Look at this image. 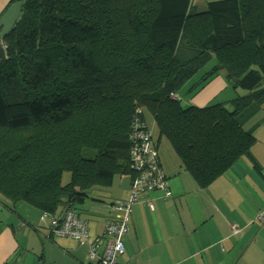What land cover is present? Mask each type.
Masks as SVG:
<instances>
[{
  "label": "trees",
  "instance_id": "trees-1",
  "mask_svg": "<svg viewBox=\"0 0 264 264\" xmlns=\"http://www.w3.org/2000/svg\"><path fill=\"white\" fill-rule=\"evenodd\" d=\"M17 1L0 43V195L12 205L75 212L92 187L132 179L138 109L200 188L250 157L256 126L243 124L264 112V0L208 1L204 12L192 0ZM211 60L187 92L220 67L237 95L184 108L177 93Z\"/></svg>",
  "mask_w": 264,
  "mask_h": 264
},
{
  "label": "crops",
  "instance_id": "crops-1",
  "mask_svg": "<svg viewBox=\"0 0 264 264\" xmlns=\"http://www.w3.org/2000/svg\"><path fill=\"white\" fill-rule=\"evenodd\" d=\"M11 2L0 0V17ZM207 2L192 0L191 4L197 12H204ZM199 78L195 80L193 77L195 82L191 86ZM185 86L184 89H189V86ZM195 89L197 92L191 98L181 99V105L202 108L228 102L237 95V90L230 87L226 72L220 67L207 82L197 85ZM177 95L180 97L179 93ZM221 96L223 99H220ZM254 117L255 121L250 123ZM144 119L153 136L155 127L151 115L144 114ZM254 126L255 143L250 157L237 160L205 189L200 188L192 176L184 171L176 155L169 150L162 151L165 156L157 149L170 196L164 198L161 191L150 192L133 206L130 229L122 237L124 252L118 256L117 264L247 263L251 250L248 248L251 244L249 239L252 237L254 240L264 232V220L258 219L260 214H264L263 111L246 121L243 129L249 130ZM155 133L156 139L153 141L158 147L161 138L156 130ZM130 183V174H116L109 185L92 187L88 191L89 198L76 207L75 214L88 223L91 240L102 236L106 223L115 215L113 205L127 199ZM146 201L152 203L153 210L147 208ZM52 217L59 220L62 214L57 211L54 215L46 216L25 203L12 205L0 195V264H21L23 253L30 247L26 240L33 235L37 237L36 231L51 242L47 243L49 246L71 261L61 264H90L89 258L87 260L73 250L71 244L77 242L51 234ZM27 225L34 232L28 231Z\"/></svg>",
  "mask_w": 264,
  "mask_h": 264
},
{
  "label": "built area",
  "instance_id": "built-area-1",
  "mask_svg": "<svg viewBox=\"0 0 264 264\" xmlns=\"http://www.w3.org/2000/svg\"><path fill=\"white\" fill-rule=\"evenodd\" d=\"M170 99L177 101L178 97L172 93ZM140 114L141 110L138 109L136 115L140 116ZM137 116L131 121L129 135V169L133 175L129 195L125 201L113 205L115 215L106 223L102 236L91 240L87 221L71 210H66L62 214V221L53 217L50 219L51 234L69 238L79 245H87L89 260L95 264H117L118 256L124 252L122 237L130 229L132 208L141 201L143 195L161 191L164 193V198L170 196L168 182L160 167L151 130ZM145 204L149 210H153L150 201H146ZM258 219L264 220V214H260ZM236 231L235 228L234 232Z\"/></svg>",
  "mask_w": 264,
  "mask_h": 264
},
{
  "label": "rangeland",
  "instance_id": "rangeland-1",
  "mask_svg": "<svg viewBox=\"0 0 264 264\" xmlns=\"http://www.w3.org/2000/svg\"><path fill=\"white\" fill-rule=\"evenodd\" d=\"M208 1H214V0H208ZM204 9H206V7H204ZM213 64H215L214 60L211 61L210 63H208L204 67L205 69L203 68V69L199 70L197 72V75L194 76L195 80L197 78H199L204 72L209 70V68H211V66ZM193 82H195L194 79H192V81L190 83H188L185 87H188V86L190 87ZM187 90L182 88L179 91L181 99L184 98L185 100H188L197 92V89H195L194 92L189 94L187 92ZM238 92L242 93L241 90H238ZM220 99H223V96H221ZM210 105H214V104H209V106ZM182 106L185 108L183 103H182ZM227 108L230 110L229 106ZM143 112H144V114L147 113L145 109H143ZM255 118L256 117H254L252 119V121H250V123H253L255 121ZM155 134L156 133L154 130L153 136H152L153 140L156 139ZM160 142H159V145L157 147L159 153L166 156V154L162 151H168L169 150V152H171V154H173L175 156L174 151L171 148L167 139L161 138ZM67 181H68V174L64 173L62 178H61V183L65 184V183H67ZM25 227H27L28 231H33V230H31L30 226L27 225ZM35 233H36L37 237L35 235H33V237L31 236V237L27 238V240H26V244L27 245L29 244L28 247L30 246L29 249H31V250L27 249V251H25L23 253L22 258L20 259V260L23 259L21 264H61V263L67 262V260H68V262H71L68 257L61 255L56 249L49 246L47 243H51V242L47 241L45 238H43V236L40 235L39 231H36ZM62 238H66V237H62ZM66 239H69V238H66ZM249 243H251V244L248 246V248L250 247L251 250L248 253L246 264H264V232H262L260 235H257L254 240L251 237L249 239ZM71 246L75 252H79L82 257H84L85 259L87 258V260H88L89 255L87 254V247L86 246H79L77 243H72Z\"/></svg>",
  "mask_w": 264,
  "mask_h": 264
},
{
  "label": "water",
  "instance_id": "water-1",
  "mask_svg": "<svg viewBox=\"0 0 264 264\" xmlns=\"http://www.w3.org/2000/svg\"><path fill=\"white\" fill-rule=\"evenodd\" d=\"M21 12V2L17 1L6 9L3 15L0 17V43L3 37H5L12 29L13 25L17 21ZM4 58V49L0 44V63ZM63 217L59 220L62 221Z\"/></svg>",
  "mask_w": 264,
  "mask_h": 264
}]
</instances>
